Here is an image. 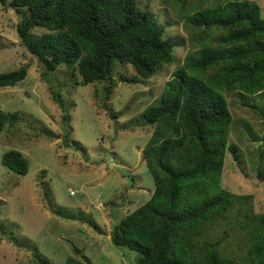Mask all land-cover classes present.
Here are the masks:
<instances>
[{
	"label": "trees",
	"instance_id": "1",
	"mask_svg": "<svg viewBox=\"0 0 264 264\" xmlns=\"http://www.w3.org/2000/svg\"><path fill=\"white\" fill-rule=\"evenodd\" d=\"M0 3L16 13L19 44L45 69L46 78L64 65L77 70L82 84L103 82L108 97L118 64H130L137 76L147 79L173 60V44L136 0ZM183 16L198 31L196 44L203 46L173 71L159 99L142 112L154 126L143 149L154 189L113 225L111 241L135 251L134 264H234L209 244L195 243V237L201 236L205 221L232 202L220 184L225 152H231L239 167L244 160L228 138L232 116L225 93L264 90V16L252 0H213ZM26 74L27 66L0 73V87L16 85ZM244 102L264 118L256 104ZM4 125L0 113V132ZM1 163L18 174L29 170L16 149L3 152ZM43 192L49 209L55 210L50 191L45 187ZM254 218V264H264V213ZM32 252L38 264H51ZM64 264L93 263L86 256H68Z\"/></svg>",
	"mask_w": 264,
	"mask_h": 264
},
{
	"label": "rangeland",
	"instance_id": "2",
	"mask_svg": "<svg viewBox=\"0 0 264 264\" xmlns=\"http://www.w3.org/2000/svg\"><path fill=\"white\" fill-rule=\"evenodd\" d=\"M252 1L258 3L264 16V0ZM136 2L150 13L161 28L163 38L173 44V60L159 65L156 73L147 79L137 76L130 64H118L114 67V87L108 97L103 93V82L82 84L77 70L64 65L46 78L45 69L19 44L16 13L0 3V73L27 66L23 80L13 86L0 87V113L5 121L0 132V249L14 261L17 259L18 264H38L32 252L34 249L51 264H64L68 256L82 259L84 250L79 251L80 255L73 250L84 245L75 240L77 235L73 226H69L71 222L66 226L56 222L60 217L69 219L72 213V209H62L60 202L82 199L75 211L81 210L86 215H78L87 219L89 210L86 208L91 203L121 200L120 197H127V190L131 188V206L126 210L133 211L153 192L154 181L143 157V149L154 126L145 122L142 112L159 99L173 71L203 46V43L196 44L198 31L183 15L191 14L200 5L213 4V0ZM38 31L37 28L34 32ZM217 34H213V39ZM225 96L232 116L228 138L238 145L246 164L242 161L239 167L231 152H225L220 184L231 193L232 202L222 214L205 221L202 226L205 229L201 236L195 237V243L209 244L221 257L233 260L234 264H254L251 229L255 226L254 217L264 213V118L244 105V101L256 104L264 112V90L253 95L233 91ZM12 113L16 118L10 117ZM64 115L68 116L67 120ZM9 149L19 150L28 161L29 170L24 180L30 183L31 189L35 187L34 194L42 213L47 214L49 209L43 192L45 187L53 191L56 199L54 201L51 192L55 211L51 210L52 207L50 210L56 217L55 222L44 229L46 234L56 237L57 242L53 241V245L47 243V235L41 250L36 243L26 239L21 242L23 236H18L17 230L21 231L25 225L15 219L16 214L11 209L13 200L5 204L14 184L24 177L2 165L1 155ZM114 175H118V181L106 177ZM100 181L101 186L97 187ZM69 192L75 195L70 196ZM91 218L92 223L77 225L85 224L93 235L112 226L111 218L103 226L93 222L95 216L91 215ZM81 233V241L86 242L93 264L135 263L138 255L135 251L112 242L100 252L94 251L88 247L91 234L87 231ZM103 239L106 244V237ZM21 244L28 245V252L19 247Z\"/></svg>",
	"mask_w": 264,
	"mask_h": 264
},
{
	"label": "crops",
	"instance_id": "3",
	"mask_svg": "<svg viewBox=\"0 0 264 264\" xmlns=\"http://www.w3.org/2000/svg\"><path fill=\"white\" fill-rule=\"evenodd\" d=\"M26 174H23V175L20 174L22 177L23 176L24 177L22 178V180H20L14 184V187L12 188V190L10 192V196H8L9 199L5 200V202H6L5 204H8L9 202H11L13 200L11 203V205H12L11 209H12V212L13 213L15 212V214H16L15 219L21 220V222L18 221L17 223H21V224L25 225V227L22 228L21 231L17 230L18 236H21V237L23 236L22 237L23 239L21 238L22 239L21 242L26 239L27 241H29L32 244L36 243V247H38V249L41 250L42 249L41 245H43V239L46 238L47 235H48V238L45 240L47 243H52L53 241L57 242V238L54 237L52 234H46L45 229H44L49 223L55 222L54 218L56 217V215L53 213L55 210L51 211L50 209H47V214H45V212L42 213L40 206L37 203V198L34 194V191H36L35 187H33L31 189L30 183L28 181L24 180L26 177ZM106 177H108L110 179L112 178L115 181H118V175L106 176ZM96 186L97 187L101 186V181L99 183H97ZM51 192L53 194V191H51V189H50V194H51ZM127 192H128L127 197L121 196L120 197L121 200H118V199L114 200L113 199V202H112V201H110V199H108L107 203H104V204H103V202H99V203H102L103 206H99L98 205L99 203L89 204L86 208L87 210H89V217L87 219L82 218L83 215H86V214H84L81 210L75 211L76 208L80 207V206L77 207L76 205L82 204V201H83L82 199H80V198L68 199V200L64 201V204H61V202L59 203V205H61L62 209H64L65 211H67L68 209L69 210L72 209V213H71V217L69 219L60 217V219H58L59 221H56V222H58L59 225H64V226H66L67 223L71 222L69 226H73L74 231L77 235V237H75V240L78 241L80 243V245H84L83 248H80V247H78V248L76 247V248L79 249V251L84 250V256H86L90 260H91V257H89V255H91V254L87 253V248L85 246L86 242L81 241V238H83L82 237L83 235L81 232L87 231L89 234H91V237H89V241H88L89 242L88 247H91L94 251L100 252L101 250L104 249L105 245H106V247L111 246V242H112L111 241V234H110L112 231L111 228L122 217H124L126 214L131 212V209L126 210V207L131 206V188L129 190H127ZM74 195L75 194H70V196H74ZM53 197H54V201H56L54 194H53ZM85 202L86 201H84V203ZM111 202L114 204H112ZM54 208H55V203H54ZM81 213H83V215L79 216V215H81ZM91 215L95 216L96 221H93V222H97L95 224H97L99 226H101V225L103 226L104 224H107L108 223L107 220L110 218L114 222L110 219L109 222L112 223V226L109 227V229L107 231L105 229V231L101 232V234L93 235V233H91V231L88 230L87 226L85 227V224L83 226L77 225L81 222L92 223ZM17 234L15 235V237L17 236ZM100 236H101V239L106 237V239H105L106 244L103 243L104 239L103 240L99 239ZM29 239H31V240H29ZM18 243H19V241H18ZM53 243L50 245H53ZM19 247H21V249L25 250V252H28V250H27L28 245L21 244ZM1 251H2V249H0V264H18L17 259H16V261H14L10 257H8L6 254L1 253ZM26 254H25V257H26ZM80 254L81 253H79V255ZM42 255L45 256L44 254H42ZM18 260L21 261L24 259H18Z\"/></svg>",
	"mask_w": 264,
	"mask_h": 264
},
{
	"label": "built area",
	"instance_id": "4",
	"mask_svg": "<svg viewBox=\"0 0 264 264\" xmlns=\"http://www.w3.org/2000/svg\"><path fill=\"white\" fill-rule=\"evenodd\" d=\"M70 194H73L72 192H70Z\"/></svg>",
	"mask_w": 264,
	"mask_h": 264
},
{
	"label": "water",
	"instance_id": "5",
	"mask_svg": "<svg viewBox=\"0 0 264 264\" xmlns=\"http://www.w3.org/2000/svg\"><path fill=\"white\" fill-rule=\"evenodd\" d=\"M260 179H262V178L260 177Z\"/></svg>",
	"mask_w": 264,
	"mask_h": 264
}]
</instances>
